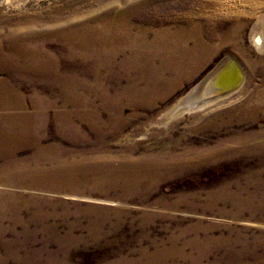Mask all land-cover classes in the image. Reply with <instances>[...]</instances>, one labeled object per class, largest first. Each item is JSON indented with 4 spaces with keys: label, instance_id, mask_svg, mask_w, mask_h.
<instances>
[{
    "label": "rangeland",
    "instance_id": "1",
    "mask_svg": "<svg viewBox=\"0 0 264 264\" xmlns=\"http://www.w3.org/2000/svg\"><path fill=\"white\" fill-rule=\"evenodd\" d=\"M260 13L264 0H0V102H10L0 109V191L9 194L0 204V264H264V113L258 108L264 104V45L261 50L249 40ZM114 15L130 33L151 29L147 40L155 32H178L169 38L178 43L194 31L212 50L158 99L100 112L99 103L112 102L117 93L92 87L93 62L74 35ZM236 22L233 42H218ZM17 47L27 55L16 53ZM235 48L242 87L202 109L170 114L178 98ZM153 51L151 77L172 76L159 70L162 57ZM101 53L95 52L98 61ZM40 65L53 74L28 71ZM105 65L110 80L123 72ZM119 81L122 91L128 79ZM131 91L120 93L122 100ZM154 155L183 160L172 169L149 170L146 161Z\"/></svg>",
    "mask_w": 264,
    "mask_h": 264
},
{
    "label": "bare ground",
    "instance_id": "2",
    "mask_svg": "<svg viewBox=\"0 0 264 264\" xmlns=\"http://www.w3.org/2000/svg\"><path fill=\"white\" fill-rule=\"evenodd\" d=\"M217 6V5H216ZM259 6V4H258ZM113 20H110V21H100L99 24H97L96 26V30H92L93 28L88 31H82L79 33L78 31V28L76 26L77 29V32L75 33L74 37H76V43L78 44H75V45H78V46H81L82 49L80 48L79 50H81V53H83V55L85 57H87V59H91V61L93 62L91 67L88 68L90 70V74L89 77H90V81L89 82H92L93 84V88H97L99 87L98 85H101V87L99 88H103L105 87V89H111L112 91H114L115 93H117L115 96H114V101L112 100V102H109V101H104L103 103H99L100 107H98V110L100 112H103L105 110L107 111H113L115 113H117L119 111V107H121L122 103H127V102H147V103H150L156 99H158L161 95H163L164 93L170 91V89H172V87L175 86V82L176 81H179L181 79H184L185 77H187L190 72L194 71L196 68H198L200 65H201V62L203 61V59L205 57H207L210 53V51L212 50V47L211 46H208L205 40V42L200 38L199 33L198 35L197 34H194V31H193V34L190 35L191 33H186V34H183L182 37L180 38V41H178V43H183L186 39L188 38L189 40H191V45H187L186 43H183V44H186V45H179L178 43H176L175 41H171V39L169 38H174L175 36L178 35V32L176 33H173V34H169V33H166L165 31H162V32H155V36L153 37V40H147L148 38L146 37V32L148 30H151L149 28H146V27H140V28H136V31L134 33H130L129 32V29H128V26L126 23L124 22H120L116 16H112ZM93 19V18H92ZM97 19V18H96ZM120 19V18H119ZM82 20V19H81ZM100 20V18H99ZM121 20V19H120ZM78 21V20H77ZM125 21V20H123ZM70 22V21H69ZM84 22V21H82ZM87 23V22H86ZM70 24V23H69ZM73 24V23H72ZM77 24V23H76ZM82 24V23H81ZM84 24V23H83ZM82 24V26H83ZM139 25V24H138ZM64 26V25H63ZM70 26V25H69ZM81 26V27H82ZM151 26V25H150ZM239 22H236L235 24H233L229 30L226 32L227 34L226 35H223L219 38V41L220 43H230V42H233L232 39L234 36L238 35L236 34V32H238V29H239ZM81 27H79L81 29ZM85 27V26H84ZM83 27V28H84ZM87 27V26H86ZM67 28V27H66ZM69 28V27H68ZM67 28V29H68ZM72 28V27H71ZM69 28V29H71ZM89 28V27H88ZM38 29V28H37ZM69 29H68V32H69ZM198 29V28H197ZM72 30V29H71ZM75 30V31H76ZM163 30V29H162ZM167 30V29H165ZM177 30V29H176ZM195 30V29H194ZM250 41L252 43V45L255 46V48L257 47L258 49H262L263 45H264V14L263 13H260L256 19L254 20L253 24H252V27L250 29ZM63 31V30H62ZM153 31V30H152ZM169 31V30H168ZM178 31V30H177ZM198 31V30H197ZM71 32V31H70ZM40 33V32H39ZM62 33V32H61ZM72 33V32H71ZM65 34V33H64ZM69 34V33H68ZM153 34V33H152ZM236 34V35H235ZM56 35V34H55ZM60 35V34H59ZM58 35V36H59ZM71 35V34H69ZM171 35V36H170ZM36 36V35H35ZM44 36V35H43ZM42 36V37H43ZM65 36V35H64ZM63 36V33H62V40H65V42H69L70 40H68V38H64ZM68 36V35H67ZM152 36V35H151ZM41 37V36H40ZM31 38V37H30ZM34 38V37H33ZM50 38V37H48ZM56 38V37H55ZM71 38V37H70ZM237 38V37H236ZM36 39V38H35ZM44 39V38H43ZM159 39L158 41H161L159 43H156V40ZM37 40V39H36ZM176 40V39H175ZM188 40V41H189ZM237 40V39H236ZM14 41V40H13ZM32 41V40H31ZM34 41V40H33ZM32 41V42H33ZM48 41V40H47ZM60 41V40H59ZM12 42V41H11ZM35 42V41H34ZM37 42V41H36ZM40 42V40H39ZM75 42V41H74ZM16 43V42H15ZM18 43V42H17ZM25 43V42H24ZM23 43V44H24ZM29 43V41H28ZM71 43V42H70ZM69 43V44H70ZM173 43H176V47L174 46V50L172 51V56H168V55H163L164 52L166 51H171L172 48H171V45ZM21 43H19L20 45ZM37 44V43H35ZM68 44V45H69ZM73 44V43H72ZM10 45V44H9ZM43 45V44H42ZM64 45V44H63ZM231 45V44H230ZM40 46V45H39ZM45 46V45H44ZM70 46V45H69ZM155 46V47H153ZM11 47V46H10ZM24 47V46H23ZM27 47V46H26ZM73 47V46H72ZM71 47V48H72ZM153 47V48H152ZM180 47V49L178 48ZM232 47H235L234 44L232 45ZM18 49H16V53L20 54V55H24L26 56V51H23V49L25 48H21L20 47H17ZM75 48V47H74ZM74 48L72 50H74ZM78 48V47H77ZM37 49V48H35ZM171 49V50H170ZM40 50V49H39ZM43 50V49H42ZM77 50V49H76ZM98 50L99 52H103L104 54H100V55H103V59L106 60L107 58V61L106 63H109L110 65L112 64V66H114V68H117V71H123V72H119L118 74L116 73L115 76H113L111 78V80L109 79V73L107 72L106 70V63H104L102 61V58H101V61H98V59L96 58L95 56V52ZM153 50H155V52H157L161 57H162V60H161V64L159 68L160 71H169V72H174V74L172 76H168L167 79H163V80H160V79H157L155 77H151V73H152V70H154L155 66H154V62H153V59L155 58L154 57V54H153ZM28 52L27 53H30L29 50H27ZM44 51V50H43ZM92 51H95L94 53H92ZM240 51V50H239ZM25 52V53H24ZM37 52V51H36ZM34 51V53H36ZM47 52V51H46ZM77 52V51H76ZM123 52H126V55H122V54H119V53H123ZM238 52V51H237ZM167 54V53H166ZM58 55V54H57ZM61 55V54H60ZM59 55V56H60ZM240 55V54H239ZM43 56V53H41L40 51H38L36 53V57H41ZM78 56V55H77ZM159 56V57H160ZM168 56V57H167ZM236 56V48H235V51L233 53H231L230 55L226 54L223 56L222 59L218 60L216 62V64L207 72V73H211V75L214 74V77L215 75L218 73L219 70L223 69L226 67V64L228 62V59H233L234 62L236 63V65H238L239 67V70H240V73H241V81L239 83V85L230 90V91H227V92H224V93H220V88H214V86L211 84L212 81L208 84V85H205L203 86V81H201V79L197 82L198 84L192 86L190 88V90H188L186 93H184L182 96H180L178 98V100L174 103V105L171 107L170 109V114H177V113H181V112H185V111H192V110H199V109H202L203 107L207 106L208 104L210 105V103H213L219 99H221L222 97L228 95L229 93H231L232 91H234L235 89L239 88V87H242L241 85L243 84V81H244V70H243V66L241 65V63L239 62L237 56ZM64 57V56H63ZM105 57V58H104ZM242 57V55H241ZM158 59V58H157ZM1 60V59H0ZM33 60V59H32ZM37 61V60H36ZM7 62V61H6ZM3 63V62H2ZM2 63L0 65H2ZM13 63V62H12ZM16 63V62H15ZM46 63V62H45ZM6 64V63H5ZM79 64V63H78ZM157 64V63H156ZM251 64V63H250ZM98 65V66H97ZM6 66V65H5ZM157 66V65H156ZM228 66V65H227ZM25 67V66H24ZM58 67V66H57ZM81 67V66H80ZM102 67V68H101ZM4 68V67H3ZM29 68V67H28ZM73 68V67H72ZM72 68H69V69H72ZM77 68V67H76ZM14 69H18L17 67H14ZM100 69V70H99ZM23 70V68H22ZM28 70V69H27ZM53 70L54 69H51L49 67H42V65L40 66H36V68H29L28 71H32V74L33 75H41V74H45V73H48V75H51L53 74ZM68 70V69H67ZM65 70V71H67ZM80 70V68H79ZM82 70V68H81ZM80 70V72H81ZM84 70V69H83ZM125 70H129L133 73V75L131 74H128L127 71ZM158 70V69H156ZM77 71V70H76ZM58 71H56L57 73ZM64 72V71H63ZM73 72V71H72ZM155 72V70H154ZM15 73V71H14ZM19 73V72H18ZM17 73V74H18ZM75 73V72H74ZM77 73V72H76ZM138 73V74H137ZM206 73V74H207ZM12 74V73H11ZM20 74V73H19ZM192 74V73H191ZM154 75V74H153ZM158 75H161V74H158ZM165 75V74H164ZM15 76V75H14ZM79 76V75H78ZM126 77L128 79V83L125 85L126 87L123 88L122 91L121 88L120 90L118 89V84L120 85V81H119V78L120 77ZM50 77V76H48ZM119 77V78H118ZM12 79V78H11ZM51 79V78H50ZM72 79V78H70ZM109 79V83L107 84V80ZM162 79V78H161ZM32 80V79H31ZM214 80V78H213ZM201 81V82H200ZM4 82V81H3ZM80 82V81H79ZM200 82V83H199ZM76 83V82H75ZM83 83V82H82ZM81 83V84H82ZM1 84V83H0ZM69 85V83H67ZM4 85V84H3ZM135 86V89H133L131 86ZM5 86V85H4ZM90 86V85H88ZM103 86V87H102ZM137 86V87H136ZM156 86V88H155ZM1 87V85H0ZM63 87V86H62ZM70 87V85H69ZM68 87V89H69ZM85 87V86H84ZM83 87V88H84ZM154 90H153V88ZM159 87V88H158ZM12 88V87H11ZM44 88V87H43ZM59 88V87H58ZM64 88V87H63ZM66 88V87H65ZM71 88H72V85H71ZM15 89V88H14ZM67 89V90H68ZM60 90V89H59ZM85 90H86V87H85ZM103 90V89H102ZM124 90H132L130 92V95H128L129 97H125L122 98L120 97V95L124 92ZM2 91V88L1 90ZM66 91V90H65ZM134 91V92H133ZM7 92V91H6ZM84 92V91H83ZM91 92V90H90ZM2 93V92H1ZM13 93V92H12ZM15 93V92H14ZM62 93V92H61ZM68 93V91H67ZM81 93V92H80ZM88 93V91H87ZM114 93V94H115ZM121 93V94H120ZM127 93V92H126ZM8 94V93H7ZM91 94V93H90ZM93 94V93H92ZM91 94V95H92ZM6 95V94H4ZM64 95H66L64 93ZM69 95V93H68ZM77 95H81V94H77ZM76 95V96H77ZM106 95V94H105ZM111 95V94H110ZM9 96V94H8ZM36 96V95H34ZM53 96V95H52ZM67 96V95H66ZM70 96V95H69ZM95 96V95H93ZM4 97V96H3ZM78 97V96H77ZM80 97V96H79ZM99 97V96H98ZM123 97V96H122ZM7 98V97H6ZM108 98V96H107ZM0 99L3 100V98L0 97ZM15 99V98H14ZM62 99V98H61ZM63 100V99H62ZM61 100V101H62ZM67 100V99H66ZM65 100V101H66ZM72 100V99H71ZM70 100V101H71ZM96 100V99H95ZM7 101V100H6ZM4 102V101H1L0 102V109H3V108H8L9 106V101L8 103L7 102ZM54 101V100H53ZM63 101V102H65ZM69 101V102H70ZM73 101V100H72ZM71 101V102H72ZM83 101V100H81ZM111 101V100H110ZM245 101V100H244ZM261 101V100H260ZM61 102V103H63ZM84 102V101H83ZM106 102V103H105ZM46 103V102H44ZM43 103V104H44ZM67 103V102H66ZM94 103V102H93ZM37 104V103H36ZM47 104V103H46ZM74 104V103H73ZM80 104V103H79ZM87 104V103H86ZM84 104V105H86ZM134 104V103H132ZM255 104V103H254ZM253 104V105H254ZM13 105V104H12ZM35 105V104H34ZM39 105V104H38ZM37 105V106H38ZM82 105V104H81ZM131 105V104H130ZM252 105V104H251ZM42 106V104H41ZM64 106V105H63ZM68 106V105H67ZM71 106V105H70ZM88 106V105H87ZM126 106V105H125ZM133 106V105H132ZM146 106V105H145ZM44 107V106H43ZM46 107V106H45ZM66 107V106H65ZM73 107V106H71ZM243 107V106H242ZM39 108V106H38ZM251 110L253 109H258L260 108V110L264 113V104H261L258 106V108L256 106H252V107H249ZM65 109V108H64ZM90 109V108H89ZM87 109V110H89ZM35 110V109H34ZM37 110V108H36ZM42 110V109H41ZM150 110V109H149ZM2 111V110H1ZM38 111V110H37ZM58 111V110H57ZM76 111V110H75ZM79 111H81V109H79ZM95 111V110H94ZM7 112V111H6ZM14 112V111H13ZM41 112V111H40ZM73 112V111H72ZM78 112V110H77ZM85 112V111H84ZM57 113H60V112H57ZM69 113V112H68ZM27 114V113H25ZM79 114V113H78ZM88 114V113H87ZM254 114V113H252ZM4 115V113H3ZM3 115L0 114V121L1 119H3ZM35 115V114H34ZM45 115V114H44ZM99 115V114H98ZM18 116V115H17ZM81 116V115H79ZM78 116V117H79ZM100 116V115H99ZM98 116V117H99ZM6 117V116H5ZM9 117V116H8ZM37 117V116H36ZM45 117V116H44ZM56 117V116H55ZM67 117V116H66ZM69 117V116H68ZM76 117V116H74ZM97 117V118H98ZM13 118V117H11ZM18 119V117H16ZM23 118V117H22ZM58 118V117H57ZM56 118V119H57ZM5 119V118H4ZM8 119V118H7ZM6 119V120H7ZM10 119V118H9ZM20 119V118H19ZM44 119V118H43ZM81 118H79V121H82L80 120ZM23 120V119H22ZM69 120V119H68ZM67 120V121H68ZM99 120V119H97ZM113 120V118H112ZM3 121V120H2ZM14 121V120H12ZM29 121V120H28ZM27 121V122H28ZM125 121V120H124ZM7 122V121H6ZM9 122V120H8ZM15 122V121H14ZM25 122V121H24ZM58 122V121H57ZM60 122L62 123V121L60 120ZM89 122V121H88ZM87 122V123H88ZM22 123V122H21ZM44 123V122H43ZM42 123V124H43ZM56 123V122H55ZM59 123V122H58ZM60 123V124H61ZM67 123V122H65ZM90 123V122H89ZM114 123V122H113ZM123 123V121L119 120V124ZM11 124V123H10ZM14 124V123H12ZM18 123H16V126H17ZM92 124V123H91ZM1 125V124H0ZM15 125V124H14ZM67 124H64V126L66 127ZM118 125V124H117ZM7 126V124L5 125ZM96 126V125H95ZM10 127V126H9ZM15 127V126H14ZM42 127V126H41ZM5 128V127H4ZM1 129V128H0ZM44 129V127L41 129V131ZM4 130V129H3ZM10 130V129H9ZM8 130V131H9ZM15 130V129H14ZM22 129H20V132H21ZM6 131V130H5ZM58 131V130H56ZM61 131V130H60ZM65 131V129H64ZM12 132V131H11ZM15 132V131H14ZM40 132V130H39ZM38 132V134H39ZM63 132V131H62ZM3 133V132H2ZM60 133V132H59ZM6 134V132H5ZM10 134V133H9ZM17 134V133H16ZM44 134V133H42ZM26 135V134H25ZM7 136V135H6ZM10 136V135H9ZM8 136V138H10ZM13 136V135H12ZM19 136V134H18ZM40 136V134H39ZM21 137V136H20ZM25 137V136H24ZM27 137V136H26ZM6 138V137H5ZM23 139V138H21ZM30 139V138H29ZM39 139V137H38ZM0 140H3V139H0ZM35 140V139H34ZM9 141V140H8ZM23 141V140H22ZM25 141V140H24ZM30 141H32L30 139ZM29 141V142H30ZM14 142V140H13ZM21 142V141H20ZM19 142V143H20ZM28 142V141H27ZM12 143V142H11ZM10 143V144H11ZM17 143V142H16ZM18 143V145H20ZM26 143V142H25ZM31 143V142H30ZM3 144V143H2ZM1 145V144H0ZM13 145V144H12ZM17 145V144H16ZM39 145V144H38ZM37 145V146H38ZM10 146V145H9ZM32 146V145H30ZM36 146V145H35ZM34 146V147H35ZM2 147V146H1ZM4 147V146H3ZM13 147V146H12ZM6 148V147H5ZM15 148V146L13 147ZM12 148V150H13ZM17 148V147H16ZM19 148V146H18ZM21 148V147H20ZM39 148V146H38ZM4 149V148H3ZM36 149V148H35ZM9 150V149H8ZM16 150V149H15ZM7 151V150H5ZM11 151V150H10ZM36 151V150H34ZM11 153V152H10ZM14 153V152H13ZM38 153V152H37ZM35 155V154H34ZM167 155V154H165ZM171 155V154H170ZM152 156V155H151ZM150 156V157H151ZM155 156V155H154ZM153 156V157H154ZM157 156V155H156ZM155 156V157H156ZM6 157V156H5ZM34 157V156H33ZM148 157V156H147ZM9 158H11V156H9ZM183 157H179V156H167V157H164V159H162V157L160 158H151L150 160L148 159L146 161V167L147 169L150 170V168H152L153 170L154 169H172L173 167H175L178 163H180V161H182ZM143 160V159H142ZM102 161V160H101ZM100 161V162H101ZM144 161V160H143ZM99 162V163H100ZM107 161H105L106 163ZM127 162V161H126ZM141 162V161H140ZM104 163V164H105ZM134 163V162H133ZM81 164V163H80ZM98 164V162H97ZM102 164V163H101ZM109 164V163H108ZM107 164V165H108ZM137 164V163H136ZM114 165V164H113ZM121 166V164H119ZM127 165V164H126ZM142 165V164H141ZM140 165V166H141ZM145 165V164H144ZM109 166V165H108ZM115 166V165H114ZM110 168V167H109ZM108 168V169H109ZM112 168V167H111ZM126 168V167H125ZM124 168V169H125ZM134 168V167H133ZM138 168V167H137ZM77 169V168H76ZM114 169V167H113ZM112 169V170H113ZM119 169V168H118ZM131 169V168H130ZM136 169V168H135ZM87 170V169H86ZM97 170V169H96ZM104 170V169H103ZM102 170V171H103ZM115 170V169H114ZM117 170V169H116ZM91 171V170H90ZM110 171V170H108ZM118 171V170H117ZM125 171V170H123ZM137 171V169H136ZM79 172V171H78ZM85 172V171H83ZM121 172V171H120ZM126 172V171H125ZM135 172V171H134ZM80 173V172H79ZM81 174V173H80ZM107 174V173H106ZM124 174V173H123ZM129 174V173H128ZM131 174V173H130ZM139 174V173H138ZM150 174V172H149ZM83 175V174H82ZM103 175V174H102ZM133 175V174H132ZM137 175V174H136ZM141 175V174H139ZM115 176V174H114ZM117 176V175H116ZM121 176V174H120ZM127 175H125L124 178H127L126 177ZM135 176V175H134ZM133 176V177H134ZM142 176V175H141ZM45 177V176H44ZM101 177V176H100ZM105 177V175H104ZM103 177V178H104ZM132 177V176H131ZM146 177V176H145ZM3 178H6L5 176ZM69 178V177H68ZM82 178V177H81ZM84 178V177H83ZM94 178V177H93ZM115 178V177H114ZM122 178V177H121ZM137 178V177H136ZM70 179H73V178H70ZM77 179V178H76ZM85 179V178H84ZM92 179V178H91ZM106 179V178H105ZM110 179V177H109ZM128 179V178H127ZM135 179V178H134ZM143 178H141V181H142ZM146 179V178H145ZM11 180V179H10ZM17 180V179H16ZM43 180V179H42ZM74 180V179H73ZM87 180V179H86ZM98 180V179H97ZM104 180V179H103ZM111 180V179H110ZM117 180V179H116ZM148 180V178H147ZM96 181V180H95ZM99 181V180H98ZM108 181V180H106ZM132 181H135V180H132ZM8 182V181H7ZM109 182V181H108ZM131 182V181H130ZM122 183V182H121ZM119 182V184H121ZM127 183V182H126ZM129 183V182H128ZM141 183V182H140ZM3 184H5L3 182ZM7 184V183H6ZM11 184V183H10ZM109 184V183H107ZM70 185V184H69ZM75 185V184H74ZM116 185V184H114ZM140 185V184H138ZM73 186V185H72ZM122 186V184H121ZM123 186H125L123 184ZM128 186V184H127ZM4 189V187H3ZM11 191V190H10ZM6 192H3V191H0V204H3L4 202L2 201V199L5 198V196L8 194ZM15 194V193H13ZM9 196V194H8ZM7 196V197H8ZM10 196H12L10 194ZM15 196V195H14ZM13 197V196H12ZM11 198V197H10ZM8 200V198H7ZM5 200V201H7ZM11 201V200H10ZM15 201V200H14ZM19 201V200H18ZM15 203V202H14ZM21 203V202H20ZM9 205V204H8ZM14 205V204H13ZM15 206V205H14ZM21 206V204H20ZM3 207V206H2ZM7 207V206H6ZM10 207V206H9ZM4 209V208H3ZM7 209V208H6ZM5 209V211H6ZM12 209H15V208H12ZM11 209V210H12ZM1 210V209H0ZM17 211V209H15ZM20 209H18L19 211ZM3 211V210H2ZM7 212V211H6ZM15 212V211H14ZM13 212V213H14ZM5 213V212H4ZM12 213V212H11ZM12 213V214H13ZM17 213V212H16ZM35 214V213H34ZM7 215V213H6ZM15 215V214H14ZM19 215V214H18ZM7 217V216H6ZM5 217V218H6ZM12 217V216H11ZM36 217V215H35ZM2 219V218H1ZM4 219V218H3ZM17 219V218H16ZM39 219V218H38ZM37 219V220H38ZM20 220V219H19ZM36 220V221H37ZM2 221V220H1ZM9 221V220H8ZM12 221V220H11ZM26 221V220H24ZM6 222V221H5ZM31 222V221H30ZM23 223V222H22ZM41 223V222H40ZM4 224V223H2ZM38 224V223H37ZM0 226H2L0 224ZM26 226V225H25ZM37 226V225H36ZM4 227V226H3ZM18 227V226H17ZM23 227V226H22ZM38 227V226H37ZM51 227V226H50ZM5 228V227H4ZM41 228V227H40ZM45 229V228H44ZM4 230V229H3ZM12 230V229H11ZM27 230V229H26ZM34 231V230H33ZM9 232V231H8ZM14 232V231H13ZM19 232V231H18ZM29 232V231H27ZM17 233V232H16ZM32 233V232H31ZM34 233V232H33ZM26 234V232H25ZM21 235V234H20ZM5 236V235H4ZM32 236V235H31ZM66 236V235H65ZM15 237V236H14ZM18 237V236H17ZM16 239V238H15ZM19 239V237H18ZM55 239V238H54ZM71 240V239H70ZM171 240V238H170ZM18 241V240H17ZM4 242V241H3ZM7 242V241H6ZM26 242V241H25ZM30 242V241H29ZM15 243V242H14ZM198 243V242H197ZM9 244V243H8ZM13 244V242H12ZM20 244V242L18 243ZM16 244V245H18ZM23 245V244H22ZM64 245V244H62ZM24 246V245H23ZM12 247V246H11ZM28 247V246H27ZM64 247V246H63ZM7 248V247H6ZM13 248V247H12ZM17 248V247H16ZM44 248V247H43ZM62 248V247H61ZM15 249V248H14ZM35 249V248H34ZM46 249V248H45ZM225 249V248H224ZM9 250V249H8ZM33 250V249H32ZM171 250V249H170ZM7 251V250H5ZM20 251V249H19ZM34 251V250H33ZM41 251V250H40ZM39 251V252H40ZM157 251V250H156ZM155 251V252H156ZM11 252V251H10ZM9 252V253H10ZM38 252V251H37ZM48 252V251H46ZM160 252V251H159ZM168 252V251H167ZM48 253H51V252H48ZM145 253V252H144ZM147 253V252H146ZM170 253V252H169ZM15 255V253H13ZM53 254V253H52ZM161 254V253H160ZM163 254V253H162ZM161 254V255H162ZM5 255V254H4ZM19 255V254H18ZM165 254H163L164 256ZM10 256V255H9ZM54 256V255H53ZM141 256V255H140ZM160 256V255H158ZM162 256V257H163ZM168 256V254H167ZM174 256V255H173ZM24 257V256H23ZM50 257V256H48ZM47 257V258H48ZM154 257V255H153ZM179 257V256H177ZM7 258V256H6ZM46 258V259H47ZM51 258V257H50ZM48 258V259H50ZM151 258V257H150ZM156 258V257H155ZM165 258V257H164ZM1 259V258H0ZM24 259V258H22ZM126 259V258H125ZM175 259V257H174ZM10 260V259H9ZM17 260V258H16ZM21 260V259H20ZM25 260V259H24ZM53 260V259H52ZM55 260V259H54ZM121 260V259H119ZM123 260V259H122ZM166 260V259H165ZM136 261V260H135ZM153 261V260H151ZM151 261H147V263H151ZM158 261V259H157ZM27 262V261H26ZM54 262V261H53ZM116 262V261H114ZM162 262V261H161ZM3 263V262H2ZM20 263V262H19ZM140 263V262H139ZM143 263V262H142ZM146 262H144L145 264ZM51 264V262H50ZM128 264V263H127ZM131 264H134V263H131ZM154 264V263H153Z\"/></svg>",
    "mask_w": 264,
    "mask_h": 264
},
{
    "label": "water",
    "instance_id": "3",
    "mask_svg": "<svg viewBox=\"0 0 264 264\" xmlns=\"http://www.w3.org/2000/svg\"><path fill=\"white\" fill-rule=\"evenodd\" d=\"M227 59L228 62L225 63L226 67L219 70L215 77L214 74L210 76L211 73H207L202 77L201 81L204 82L203 86L208 85L212 81L211 84L214 86V88H220V93H224L236 88L239 85L241 81L239 67L236 65L233 59Z\"/></svg>",
    "mask_w": 264,
    "mask_h": 264
}]
</instances>
